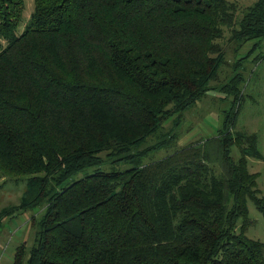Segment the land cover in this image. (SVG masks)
I'll use <instances>...</instances> for the list:
<instances>
[{
    "label": "trees",
    "instance_id": "obj_1",
    "mask_svg": "<svg viewBox=\"0 0 264 264\" xmlns=\"http://www.w3.org/2000/svg\"><path fill=\"white\" fill-rule=\"evenodd\" d=\"M242 2L34 0L17 34L24 0H0V171L27 180L0 228L42 210L13 264H264V242L246 234L247 200L264 215L248 158L263 155L257 134L236 128L264 0ZM224 65L231 75L212 85ZM211 90L233 96L221 126L178 144L185 113ZM109 161L129 167L71 179Z\"/></svg>",
    "mask_w": 264,
    "mask_h": 264
},
{
    "label": "rangeland",
    "instance_id": "obj_2",
    "mask_svg": "<svg viewBox=\"0 0 264 264\" xmlns=\"http://www.w3.org/2000/svg\"><path fill=\"white\" fill-rule=\"evenodd\" d=\"M254 0H243L241 6L251 4ZM22 18L17 27V34H21L29 23L30 16L34 10V0H24ZM254 41L247 42L236 54L231 48L227 50L228 60L234 61L243 56L251 47ZM231 47V46H229ZM257 55L264 56V39L261 48L256 49L254 54L244 63L246 67V89L241 100V106L236 118L237 129L255 132L258 136V149L263 158H248V168L251 172H257V184L264 196V57L258 62L253 58ZM252 63H254L252 65ZM231 67L224 65L219 71V79L212 81L216 85L224 82L231 75ZM232 95L225 96L218 90H211L199 100L196 105L185 113L184 121L179 127L180 140L178 144H185L212 135L221 126L222 120L229 112L232 103ZM172 126V119L164 122L168 130ZM156 135L147 138L143 146L154 141ZM175 151V146L163 148L152 152L145 158V162L161 159ZM234 155L238 156L237 147L234 148ZM129 165L125 163L104 162L98 167H91L84 172L78 173L71 179L83 177L86 173L92 174L97 170L111 171L123 170ZM26 177L8 176L0 171V211L3 208L18 206L23 198L27 187ZM250 224L246 234L252 239L264 242V215L257 208L252 199L247 200ZM42 210L39 207L30 209H19L17 213L4 220L0 228V264H13L16 249L22 243L30 246L34 240L36 226L33 225L34 217H39Z\"/></svg>",
    "mask_w": 264,
    "mask_h": 264
}]
</instances>
